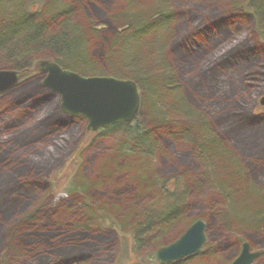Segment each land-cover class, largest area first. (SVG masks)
<instances>
[{"label": "rangeland", "instance_id": "1", "mask_svg": "<svg viewBox=\"0 0 264 264\" xmlns=\"http://www.w3.org/2000/svg\"><path fill=\"white\" fill-rule=\"evenodd\" d=\"M28 1L0 0L2 30L13 27L8 20L15 9L19 12L14 24L18 37H24L19 34H25L33 23L41 26L38 16L23 12L21 4L34 2L29 8L39 6V17L46 18L53 0ZM82 1L83 13L87 11L89 24L95 29L92 31L99 33L91 42L99 66L111 68L108 55L112 49L110 63L118 75H133L143 86L151 85L145 103L141 97L142 126L132 134L117 127L88 136L85 122L60 111L59 97L42 88L44 76L40 75L23 79L1 95L0 264H158L155 252L159 248L142 245L138 249L134 244L135 233L141 235L140 243H145L148 234L144 229H121L120 218L113 217L110 207L86 202L80 208L76 206L80 196L77 189L102 178L100 168L109 167L124 141L132 154L144 156L151 151L149 142L156 140L159 151L145 166L153 169L147 181H157L159 186L155 188L158 192H149L138 203L148 204L142 224L155 219L171 223L176 218L181 223L184 217L189 225L198 219L206 222L205 246L180 264H222L219 259L231 264L244 242L263 254L253 264H264V230L243 234L229 226L224 219L227 205L221 195L226 191L221 187L225 184L228 189L224 195L231 205L241 199L232 189L239 186L247 205L237 210V218L264 219V112L256 106L264 95V37H260L264 35V0ZM126 6V17L133 21L116 25L114 16H120L117 11ZM64 9L70 6L66 4ZM78 12L74 13L76 18ZM39 30L34 27L31 32L36 36ZM112 42L114 49L110 47ZM86 49L82 54H87ZM52 56L42 53L34 62ZM5 64L0 62V69ZM99 66L95 68L98 71ZM153 79L160 81L154 89ZM44 95L46 99L40 101ZM152 134L156 139L148 136ZM16 160L21 162L17 164ZM60 175L64 181L59 180ZM224 175L236 180L226 185ZM129 177L117 173L116 184L106 191L105 186L101 190L93 186L86 196L93 201H108L110 194L120 205L125 195L135 191L126 182ZM36 206L38 217L27 229L32 231L24 235L22 231L20 239L24 240L19 244L13 230ZM87 223L90 226L86 232L82 228L71 232V236L83 235L82 240L47 238L57 230L63 232ZM36 228L41 231L34 232ZM181 229L172 240L162 242V247L178 239ZM33 239L44 241L33 243ZM32 245L42 249L34 252V247L30 251Z\"/></svg>", "mask_w": 264, "mask_h": 264}, {"label": "trees", "instance_id": "2", "mask_svg": "<svg viewBox=\"0 0 264 264\" xmlns=\"http://www.w3.org/2000/svg\"><path fill=\"white\" fill-rule=\"evenodd\" d=\"M67 4V6H70V9L66 10L64 9V6ZM83 1L82 0H72V1H67V0H53L52 6L48 9V15L46 18H41L39 17L38 13L32 12L31 9L27 6V4H23L25 9L23 12L27 13L28 15H36L39 18V21L41 23V26H38V24L33 23L34 25L29 26V30L27 32H22L19 34V36L24 35V37H18L17 36V28H15V23H16V15H19L18 9H15L13 12L12 17L9 18V25L8 27L0 28V62H5L6 67L9 69H15L18 71L22 70H27L30 68V66L33 64L34 59L42 54L49 52L53 54L52 60L63 70H68L74 73H77L83 77H92V76H108V77H114L122 80H131L135 82L141 93L142 100L144 99L145 103V97L147 96V88L148 87L143 86L142 82L138 78H136L133 75H118L116 71L112 69V64L110 63V55L112 53V49L108 55V62L110 64L108 71H112L115 74L114 75H107V74H102V72L107 73V70L102 69L101 66L98 64V60L96 59L94 53H92L93 48H91V42L93 41L92 39H95L96 36L99 35V33L92 31V24L90 23V19L88 18V13L87 11L83 13L84 11L82 10L81 7L83 6ZM119 4V3H118ZM119 5H122L121 2ZM23 7V8H24ZM126 6L122 10H118L117 14L120 16H114V21L116 22V25L118 24H123L127 22V24H131L130 22L133 21V19H129L126 16V12H128L129 8ZM243 12L245 13V7L243 6ZM51 9H53L51 11ZM76 10H79V17H75L74 13ZM31 11V12H30ZM61 11L60 14H58ZM56 15H51V13ZM58 14V15H57ZM87 14V15H85ZM121 17H126V19L121 20L117 18ZM81 19L80 21H78ZM89 21V22H88ZM136 23V20H135ZM87 24V25H85ZM34 27L39 28V32L36 33V36L31 30H34ZM129 28V27H127ZM31 29V30H30ZM256 30L257 33L260 34V30L256 24ZM260 37H264L263 34H260ZM114 42H112V45H110L111 48L114 49ZM87 48V54H82V49ZM96 66H99L100 71H98ZM173 67V66H172ZM175 70V68L173 67ZM103 70V71H102ZM176 72V71H175ZM38 75H32L31 77H35ZM159 79H153L152 85L153 89L156 87L159 83ZM149 89V88H148ZM145 92V93H144ZM51 97V96H49ZM46 99V96H40V101ZM25 100V99H24ZM39 101V102H40ZM166 103V102H165ZM164 103V104H165ZM37 103H35L34 106H36ZM166 106V105H165ZM139 117L137 120H135V125L131 127L130 125H116L113 126L111 129L114 130L117 127H123L126 131H128V134H132L134 131H136L139 127L142 125L139 123L142 121L143 114L140 111ZM154 118V116H152ZM78 119L80 122H85V120L81 117H75ZM138 121V122H137ZM150 130H152L150 128ZM153 133V132H152ZM156 139L155 134L148 135ZM149 142L148 140H146ZM152 143L149 146V149L151 151H148L147 154L144 156L137 155V154H132L130 150V145L128 142H123V146L120 147L118 150L115 152L114 160L112 163L109 164V167L104 166L100 168L99 170V176L102 175V178L98 180V182H85L81 187L77 189L78 195L79 196V202L76 203V206L80 208V206L83 205V202H86L90 205L94 204H100L103 205V208H109L110 207V212L114 213L113 217L120 218V224L119 227L121 226V229H125L128 226V232H133V229L135 230L136 228H139V230L144 229V233L148 234L145 236V243H140V238L141 235H137V233L133 234V239H134V244L140 249L143 247L142 245H151L153 248H161L162 242H169L172 240L174 237H176V231L177 229L181 230L182 233L188 228L189 223L188 220L184 217V221L181 223L177 222V218L172 220V224L166 222L165 219H155L151 223L147 220L145 224H142L144 222L143 219V213L147 212L148 210V204L143 206L140 203V201L147 196V194L150 192L155 193L158 192L155 188H158V182L156 181L154 175L152 177L156 182H151L147 181V178L150 173H152L153 169L150 170L148 167L145 166L146 163H148L149 160H153L156 153L159 151V145L157 144V140L155 142H149ZM195 144V143H194ZM226 145V144H225ZM194 146H197L196 144ZM227 146V145H226ZM1 147V146H0ZM228 147V146H227ZM122 148V149H121ZM2 148H0L1 151ZM227 149V148H226ZM231 149V148H230ZM158 150V151H157ZM199 152V149L197 150ZM7 154V153H5ZM10 155V154H9ZM19 162L16 160V163L19 164ZM104 170L103 174L102 171ZM117 173L120 174H129V178L126 181L128 185H131L132 188H134V193L132 194H127L125 197H123V200H120L121 204L118 205L115 201L112 200L113 196L108 194V201H93L89 199V196H86L87 191L91 187H95L98 190H101L103 186L105 188L103 189L106 191V187H111V185L115 183L116 180V175ZM224 174V173H223ZM115 175V176H114ZM60 179L63 180L62 176H58ZM226 179V185L229 183L233 184V181H235V177H228L224 175ZM144 179V180H143ZM64 181V180H63ZM124 181V183H126ZM87 183V184H86ZM96 183V184H95ZM177 184V182H176ZM85 185V186H84ZM126 185V184H125ZM164 186V185H163ZM117 187V186H115ZM223 190L227 191V186L225 187V184L221 186ZM101 188V189H100ZM118 189V188H117ZM232 189H235L238 194V196L241 197V199H235L233 200V203L229 205V200L227 197H225L226 191H221L222 198H224V203L227 205V212L228 216L225 215L224 219H228L227 223L229 226L232 228H236V230H241L243 234H258L262 230H264V219L261 218L260 220H257L256 218H237V210H240L239 208H242L243 206H246L247 203L242 199L245 194L243 189L240 188L239 186H233ZM84 199V201H83ZM119 201V200H118ZM115 203V204H114ZM114 205L113 208L111 206ZM25 210V208H24ZM23 210V211H24ZM109 212V214H111ZM25 213V212H24ZM175 213V212H174ZM173 212H171L170 215H174ZM39 214V209L36 208L33 211H30L28 213H25L22 217V219L19 221V227L15 230H13L14 238L19 239L20 243H23L22 241L24 239L22 238V234H29L31 231L27 232V229H31V226L35 221V218H37ZM256 219V220H255ZM176 220V221H175ZM192 223V221H191ZM248 224V225H247ZM90 224H78L77 227H67L66 230L63 232H53L51 234L47 235V238L50 240H61V241H67L68 238H76L78 236H71V232L74 231V229L77 228H82V231L88 230V227ZM247 225V226H246ZM79 226V227H78ZM243 227V228H242ZM237 228H242V229H237ZM22 231H25V233L20 234ZM41 231L40 228H36L34 232ZM61 231V230H60ZM32 232V233H34ZM64 232H68V234H65ZM127 232V233H128ZM150 234V235H149ZM154 234V235H153ZM175 234V235H174ZM155 236V240L152 242L153 237ZM83 235L79 238L78 240H82ZM69 239V240H70ZM49 240V241H50ZM33 239V243H40L43 242ZM27 247V246H26ZM35 248V251L32 248ZM92 248V247H90ZM88 248V249H90ZM30 251L38 252L39 249H42L40 245H32L29 247ZM80 252L79 255H81ZM85 253V251H84ZM217 255H219L217 251ZM220 257V256H219ZM218 260L217 258H215ZM73 260V259H72ZM71 260H69L70 262ZM222 264H227L224 260H218ZM62 262H65L64 260ZM175 263V264H180ZM139 264V263H138Z\"/></svg>", "mask_w": 264, "mask_h": 264}, {"label": "water", "instance_id": "3", "mask_svg": "<svg viewBox=\"0 0 264 264\" xmlns=\"http://www.w3.org/2000/svg\"><path fill=\"white\" fill-rule=\"evenodd\" d=\"M35 71L44 75L42 88L59 97L60 111L69 117L84 118L89 133L117 124H131L138 117L140 90L131 80L83 77L49 61L38 62ZM27 75L26 71H0V96ZM258 104L264 108V96ZM206 227L202 219L196 220L176 241L158 249L155 252L158 264H173L199 254L207 241ZM258 257L259 253L251 252L250 244L244 242L231 264H253Z\"/></svg>", "mask_w": 264, "mask_h": 264}, {"label": "flooded vegetation", "instance_id": "4", "mask_svg": "<svg viewBox=\"0 0 264 264\" xmlns=\"http://www.w3.org/2000/svg\"><path fill=\"white\" fill-rule=\"evenodd\" d=\"M32 1H35V0H29L27 3H29V2H32ZM34 3V2H33ZM32 3V4H33ZM32 4H27V6L28 7H31L32 6ZM41 6V5H40ZM24 7V5L23 4H21V8H23ZM41 9V8H40ZM39 6H37L36 5V7L34 8V9H31V11L32 12H39ZM93 29V28H92ZM94 31H95V29H93ZM40 61H44V60H38L37 62H33V64L30 66V68L29 69H27V70H25L26 72H27V74H29V75H31V74H37V75H40V76H44V75H42L41 73H39V72H36L35 71V66H36V64L38 63V62H40ZM47 61H50V62H53V63H55L52 59H50V60H47ZM0 70H13V71H18V70H15V69H9V68H7V67H4V69H0ZM22 71H24V70H22ZM20 72V71H19ZM261 108V107H260ZM263 111L262 112H264V109L263 108H261ZM102 131V129H100V130H98V131H96L95 133H89L88 131H87V124H86V127H85V134H87L88 136H91V137H94V136H96L98 133H100ZM250 244V243H249ZM250 251L251 252H258L259 253V257H258V259L263 255L262 254V252L260 253L258 250H255L254 248H252V246H251V244H250Z\"/></svg>", "mask_w": 264, "mask_h": 264}, {"label": "bare ground", "instance_id": "5", "mask_svg": "<svg viewBox=\"0 0 264 264\" xmlns=\"http://www.w3.org/2000/svg\"><path fill=\"white\" fill-rule=\"evenodd\" d=\"M263 96H264V95H262L260 98H262ZM260 98L258 99V101H257V103H256V104H258V102H259Z\"/></svg>", "mask_w": 264, "mask_h": 264}]
</instances>
